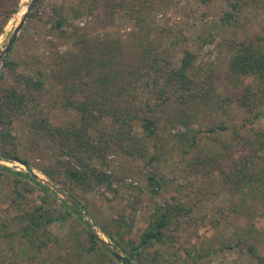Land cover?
<instances>
[{"label": "trees", "instance_id": "16d2710c", "mask_svg": "<svg viewBox=\"0 0 264 264\" xmlns=\"http://www.w3.org/2000/svg\"><path fill=\"white\" fill-rule=\"evenodd\" d=\"M19 1L0 0V32L17 11ZM41 2L34 1L27 17L34 15ZM226 3L222 21L227 24H232L246 7L264 10V0H226ZM89 10L88 6L87 12ZM73 11L76 16L81 13L75 8ZM66 21L67 17L60 14L49 33ZM80 30L72 27L66 33L64 31L72 41L66 50L59 52L56 49L51 63L44 69L20 72L17 71L18 61H8L5 72L12 75V81L0 83V151L26 162L17 155L12 133L15 121L25 120L54 158V162L42 172L52 181L67 184L74 206L90 215L85 204H81L77 190L82 193L100 188L110 192L116 190L114 184L121 180V171L118 173L107 158L108 153L115 150H120L129 159L148 156L144 164L150 165V169L145 172L146 184L140 187V192H147L151 199H155L168 179L158 173L155 165L159 152L148 154V144L153 142L155 146L156 139L161 138L159 129L163 119L171 120L170 113H175L178 116L176 120L184 126V131L176 134L186 146L183 151L186 153L188 149L199 147L204 130L190 126L189 108L198 110L204 107L218 111L220 118H224L217 119L208 127L210 138L218 141L216 137L222 133L226 138L221 140L219 152L203 157L196 155L194 163L204 162L208 165L206 172L211 173L220 169L221 162L227 168L230 164L227 161L234 159L232 167L221 168L223 183L234 184L238 193L239 201L230 210H236L238 205L246 208L248 201L252 205L264 203V130L253 125V121L264 112V26L241 40L224 38V42H218L219 48L224 46L222 49L230 53L229 72L243 79L250 77L248 82H243L242 90L235 98L245 111L242 124L230 128L225 106L232 98L222 96L212 79L192 75L190 69L195 53L186 46H183L179 65H176L166 50L154 47L159 43L149 39V44L143 47L133 63L125 57L118 39L107 34L91 37L80 33ZM204 36L206 39L203 41L214 39L209 32ZM141 44L144 45V41ZM55 105L75 111L76 120L54 125L48 111ZM135 129H141V133L137 134ZM2 180L13 183L17 206L22 205L25 194L36 188L47 195L42 196L41 203L34 207L22 209L14 217V226L5 224L6 229L0 237L12 241L10 248L19 243L25 247L29 259L37 260L39 254L49 253L56 245L60 253L63 250L74 254L75 264H120L99 243L89 221L70 203L65 200L69 210L65 208L59 212L48 206L47 192L50 188L29 170L13 171L0 165ZM127 184L134 187L131 181ZM133 195L138 196V193ZM131 210L130 215L118 212L105 223L97 220L102 233L124 252L128 264H175V259L171 258L173 254L176 256L172 247L179 241L177 230L182 220L187 222L186 216L193 219L191 207L175 197L155 203L147 225L139 235L132 234L136 208L132 206ZM70 212L81 221L80 232L86 235V242L80 240L81 233L73 226L62 237L49 230L50 223L66 219ZM220 212L223 216L224 212ZM225 248L245 249L250 257L259 263L264 262V256L251 242L244 243L238 238L234 244L223 246ZM184 252L191 260L197 261L202 257L197 249L185 248ZM60 253L58 258L67 262Z\"/></svg>", "mask_w": 264, "mask_h": 264}, {"label": "rangeland", "instance_id": "374dc122", "mask_svg": "<svg viewBox=\"0 0 264 264\" xmlns=\"http://www.w3.org/2000/svg\"><path fill=\"white\" fill-rule=\"evenodd\" d=\"M29 2L30 0H20L17 11L3 25L0 32V51ZM88 6L89 12H87ZM74 8L81 12L78 16L73 11ZM226 9V0H110L109 2L108 0H42L37 10L33 12L34 15L26 17L8 56L4 59L0 58V83L9 84L12 81V75L5 72L10 59L18 61L17 71L20 72L32 73L36 69L48 67L55 50L61 52L69 46L72 40L65 33L72 27L81 28L80 33H87L91 37L107 34L118 39L125 57L133 63L136 62L137 55L143 47L149 44L147 41L150 39L159 43L154 47L159 46V49L166 50L169 56L173 57L176 65H179L183 46L195 53L190 72L192 75L198 74L200 79H212L216 90L222 96L232 98V101L225 106L228 116L227 125L228 128L236 127L242 124L245 111L235 98L240 94L243 82H248L250 77L243 79L229 72L227 64L230 53L222 49L224 46L219 48L218 42L223 41L224 38L241 40L258 32L264 26V10L246 7L239 16L235 17L232 24H227L222 21ZM60 14L65 15L67 21L53 33H49L52 23ZM207 32L213 35L212 41H203ZM145 35L147 36L144 39ZM141 41H144V45ZM189 109H191L190 126L201 127L204 130L199 147L188 149L186 153L183 151L186 146L176 134L184 131V126L176 120L178 116L175 113H170L169 116L173 121L168 118L163 119L159 129L161 138L156 139L155 146L153 142L148 144V154L152 151L159 152L155 165L158 173L168 179L155 199H151L147 192H140V187L146 184L145 172L150 169V165L144 164L148 156L129 159L120 150H115L109 152L107 158L118 173L121 171L119 173L121 180L114 184L116 190L110 192L100 188L85 193L77 190L81 204H85L93 216L85 210H82L81 215L89 221L98 237L114 246L113 242L102 233L98 221L105 223L118 212L128 216L132 211L131 207L134 206L136 211L133 216L132 234L139 235L145 229L155 203L175 197L191 207L193 217L191 220L186 216L187 222L182 220L183 223L177 230L179 241L172 247L176 256L174 254L171 256L175 259L173 260L176 261L175 264H264L250 257L245 249L243 251H238L237 248L223 249V246L234 244L239 238L244 243L254 244L258 252L264 256V203L255 206L248 201V207L242 208L238 205L236 210H230V207L239 201L238 193L234 184L223 183L221 168L232 167L234 159L227 161L230 162L227 168H224L225 164L221 162L220 169L211 173L206 172L208 165L204 162L194 163L193 160L197 156L203 157L205 154L214 155L219 152L221 140L226 138L224 133L217 136L218 141H215L210 138L211 134L207 129L217 119L224 118H220L218 111H210L204 107L198 110ZM48 113L54 125H64L76 120L75 111L61 108L59 105L52 107ZM177 113L180 114V111ZM253 125L264 130V112L253 121ZM135 132L140 134L141 129H135ZM12 133L15 136L17 155L26 162L0 151V165L9 167L13 171L29 170L38 177L52 181L42 169L51 165L54 158L51 152L47 151L45 144L37 138L36 133L27 126L25 120L15 121ZM2 155L9 159H4ZM235 156L236 160H239V156ZM130 181L134 187L128 186L127 183ZM52 182L69 196L67 184ZM12 189L11 181H0V235H3V229H6L5 224L14 226V217L22 209L34 207L41 203L42 196H47L44 195V191L36 188L25 194L24 202L17 206ZM136 192L138 196L133 195ZM47 193L49 207L57 212L65 208L69 210L67 206L69 202L67 200V203L64 202L65 198L59 192L50 189ZM220 211L224 212L223 216ZM80 222L76 214L70 212L66 219L50 223L48 228L58 237H62L70 230V226L80 232L82 229ZM85 236L81 233L80 240L86 242ZM10 241L0 237V264L76 263L74 254H67L63 250L60 253L56 245L49 253L43 252L39 254L37 260H31L27 257L24 246L16 243L10 248ZM209 243L212 244V250L209 249ZM185 248L197 249L202 257L197 261L186 258ZM116 249L125 255L118 247ZM59 253L67 262L58 258Z\"/></svg>", "mask_w": 264, "mask_h": 264}, {"label": "water", "instance_id": "95a60500", "mask_svg": "<svg viewBox=\"0 0 264 264\" xmlns=\"http://www.w3.org/2000/svg\"><path fill=\"white\" fill-rule=\"evenodd\" d=\"M35 0H30V2L26 5V10L25 12L21 15L17 25L14 27L13 31L11 32L10 36L7 39V42L5 43L3 49L0 51V58L3 57L6 58L8 56V53L11 50L12 44L15 41V38L17 36L18 31L20 30V28L22 27L28 11L30 10L31 5L34 3ZM4 159H9L6 156L2 155ZM25 165V163H23ZM32 172V171H31ZM33 175L36 176V178L41 181L42 183H44L45 185H47L50 189L59 192L64 198L65 200H67L73 207H74V201L56 184H54L52 181H50L49 179H44L41 177H38V175H36V173L32 172ZM75 208V207H74ZM76 209V208H75ZM76 211L81 215L82 211L80 209H76ZM82 216V215H81ZM97 236V234H96ZM97 240L99 241V243H101L106 249L107 251L117 260L120 261L121 264H128L129 261L128 259L122 255L115 246L111 245L110 243H107L106 241H104L102 238L97 236Z\"/></svg>", "mask_w": 264, "mask_h": 264}]
</instances>
